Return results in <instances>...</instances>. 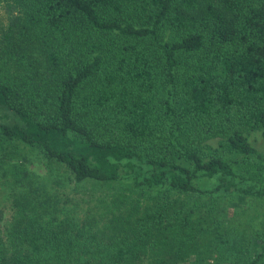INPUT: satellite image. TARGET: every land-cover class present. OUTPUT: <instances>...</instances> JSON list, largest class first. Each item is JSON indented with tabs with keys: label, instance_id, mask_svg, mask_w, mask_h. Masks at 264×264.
<instances>
[{
	"label": "trees",
	"instance_id": "1",
	"mask_svg": "<svg viewBox=\"0 0 264 264\" xmlns=\"http://www.w3.org/2000/svg\"><path fill=\"white\" fill-rule=\"evenodd\" d=\"M0 6V57L19 68L13 78L0 74V142L35 147L74 181L130 179L156 190L264 196L238 186L217 149L204 155L198 142L210 138L244 158L257 153L245 130L264 136V0H0ZM18 195L23 225L15 228L23 232L12 250L0 237V264H188L193 242L169 235L161 223L172 206L180 218L176 199L157 211L142 204L144 220L158 217L149 245L133 228L124 241L128 227L115 225L116 239L112 234L90 248L68 217L44 221L42 210ZM245 264H264V242Z\"/></svg>",
	"mask_w": 264,
	"mask_h": 264
},
{
	"label": "rangeland",
	"instance_id": "2",
	"mask_svg": "<svg viewBox=\"0 0 264 264\" xmlns=\"http://www.w3.org/2000/svg\"><path fill=\"white\" fill-rule=\"evenodd\" d=\"M4 13L0 6V20ZM166 37L174 36L166 33ZM15 65L0 57V74L5 78L15 77V73H19ZM245 131L257 152L246 158L210 138L198 142L202 144L204 155L211 153L213 148L217 149L234 171L238 186L250 185L253 189L264 190V136L255 129ZM140 167L139 171L143 173L145 166ZM67 172L61 164L47 158L35 147L16 140L0 142V237L8 243V250L18 246L19 235L23 232L15 228L16 224L23 225L18 224L21 202L15 203L13 198L19 189L24 194L18 195V201L23 204L26 201L25 204L41 209L44 221H50L51 216H56L53 223L68 217L73 223V232L77 234L79 230L78 239L90 248H94L95 240L106 242L112 234L116 239L115 225L128 227L124 241L129 240L132 234L126 237V232L133 228L140 239L146 240L145 245H149V228L156 230L157 227L151 221L158 217L144 220L140 216L142 204L157 211L167 198L176 199L180 206L182 204L177 215L180 218L171 215L178 208L172 206L163 210L165 216L161 223L167 225L164 229L169 235L193 242L188 264H212L215 258L220 264H245L258 245L264 242V196H240L234 189L187 193L156 190L132 184L130 179L106 183L89 179L74 181ZM194 180L199 184L201 178ZM135 203L138 206H134ZM145 253L149 257L152 254L149 250Z\"/></svg>",
	"mask_w": 264,
	"mask_h": 264
}]
</instances>
